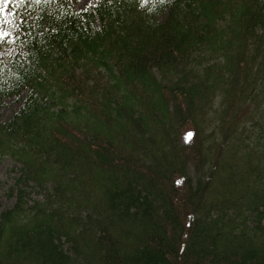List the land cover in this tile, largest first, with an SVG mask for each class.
<instances>
[{
    "label": "trees",
    "instance_id": "16d2710c",
    "mask_svg": "<svg viewBox=\"0 0 264 264\" xmlns=\"http://www.w3.org/2000/svg\"><path fill=\"white\" fill-rule=\"evenodd\" d=\"M1 27L0 264H264V0H12Z\"/></svg>",
    "mask_w": 264,
    "mask_h": 264
},
{
    "label": "rangeland",
    "instance_id": "374dc122",
    "mask_svg": "<svg viewBox=\"0 0 264 264\" xmlns=\"http://www.w3.org/2000/svg\"><path fill=\"white\" fill-rule=\"evenodd\" d=\"M72 4L74 5V7L78 10H83L85 9L88 5H91L95 2V0H71ZM4 9H5V13L6 10L8 8V4L7 5H3ZM0 31H6L5 28L1 27ZM7 32V31H6ZM14 50V45H6L0 52L1 53H6L9 51ZM21 98H9L5 101L4 106L2 107L0 114H1V118L2 119H6L8 118L13 111L17 108L19 101ZM7 167H8V162L7 161H0V183L3 184L5 186L7 180H8V176H7ZM3 189L1 188V191ZM11 199H7L6 196L4 194H0V208L5 206V205H9L11 203Z\"/></svg>",
    "mask_w": 264,
    "mask_h": 264
},
{
    "label": "snow or ice",
    "instance_id": "6c2138e0",
    "mask_svg": "<svg viewBox=\"0 0 264 264\" xmlns=\"http://www.w3.org/2000/svg\"><path fill=\"white\" fill-rule=\"evenodd\" d=\"M12 2V0H0V18L4 17L5 15V9L3 5H7L8 3ZM4 23H7L6 20L3 21ZM8 33L6 31H0V38L6 36ZM188 135H191V133H188Z\"/></svg>",
    "mask_w": 264,
    "mask_h": 264
}]
</instances>
